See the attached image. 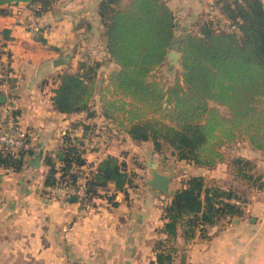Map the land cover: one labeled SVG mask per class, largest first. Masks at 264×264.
<instances>
[{
    "label": "trees",
    "instance_id": "1",
    "mask_svg": "<svg viewBox=\"0 0 264 264\" xmlns=\"http://www.w3.org/2000/svg\"><path fill=\"white\" fill-rule=\"evenodd\" d=\"M20 1L41 13L57 0H0V14L9 13L6 4ZM213 7L216 13L201 16L196 29L177 36V17L167 0H101L106 50L117 66L102 85L99 72L105 59L84 58L75 69L60 71L54 107L103 115L135 142L152 141L158 152L170 148L178 159L195 166L211 168L225 162L223 146L239 137L264 151V0H213ZM172 40L181 59L169 82L154 70L166 60ZM6 70L0 82L7 80L12 87L16 79L8 74L9 63ZM97 95L98 110L93 107ZM80 124L83 135L67 131L58 148L43 155L44 193L57 182L75 183L81 173L74 165L91 164L84 144L92 125L76 121L73 127ZM30 150L0 146V166L20 170ZM233 160L236 177L264 189V178L250 171V158ZM89 173L88 200L106 195L112 201L113 194H107L111 182L115 190L124 191L134 183L135 172L113 154ZM233 199L246 200L234 186L207 183L203 174L183 177L182 186L163 206V224L157 231L165 236L155 240L151 264H178L175 242L180 227L186 240H192L198 230L204 235L208 225L242 216L244 206Z\"/></svg>",
    "mask_w": 264,
    "mask_h": 264
},
{
    "label": "crops",
    "instance_id": "2",
    "mask_svg": "<svg viewBox=\"0 0 264 264\" xmlns=\"http://www.w3.org/2000/svg\"><path fill=\"white\" fill-rule=\"evenodd\" d=\"M100 1L57 0L41 13L20 1L6 4L9 13L0 14V56L16 79L9 87L16 96L20 123L30 133L26 148L31 149L20 170L0 166V264H151L155 240L165 236L157 231L163 224V206L182 186V178L203 174L208 183L209 177H218L224 163L195 166L172 151H156L152 141L135 142L103 115L91 117L54 107L60 71L75 69L84 58L110 62ZM167 1L177 17L176 32L194 30L201 16L217 12L213 0ZM109 73H104V83ZM93 107L98 110L99 99ZM76 121L92 125L84 144V155L92 165L113 154L135 172L127 191L115 190L111 182L107 194H113L112 201L106 195L94 196L89 199L92 208L83 215L79 200L63 206L43 191L47 168L43 155L54 152L67 131L83 135L82 124L73 127ZM106 126L108 130L101 129ZM37 156H41L39 165L33 163ZM148 160L156 162L161 172L174 173L170 194L148 183ZM247 195L244 201L233 199L244 203L242 216L208 225L204 235L198 230L192 240H186L180 227L176 262L264 264V189L252 188Z\"/></svg>",
    "mask_w": 264,
    "mask_h": 264
},
{
    "label": "built area",
    "instance_id": "3",
    "mask_svg": "<svg viewBox=\"0 0 264 264\" xmlns=\"http://www.w3.org/2000/svg\"><path fill=\"white\" fill-rule=\"evenodd\" d=\"M7 61L0 59V78H4L7 74ZM11 74V71H8ZM0 92L5 95V99L0 101V146L19 149L26 147L29 140L28 129L21 125L19 114L16 113V96L11 93L7 80L0 82ZM95 168V164L74 165V170L81 173V176L75 183L57 182L48 189L50 196L57 198L63 206H69L72 202V196H77V200L81 202L80 215L87 213L92 204L87 199L86 181L91 169ZM238 202V201H237ZM240 204H244L239 201Z\"/></svg>",
    "mask_w": 264,
    "mask_h": 264
},
{
    "label": "rangeland",
    "instance_id": "4",
    "mask_svg": "<svg viewBox=\"0 0 264 264\" xmlns=\"http://www.w3.org/2000/svg\"><path fill=\"white\" fill-rule=\"evenodd\" d=\"M127 0H124V2ZM223 23H225L224 20H222ZM184 34V32H176L177 36H181ZM174 44V43H173ZM175 47V45H173ZM104 62V66L101 68V72L99 75V84H104V73L109 70L111 72L115 65L112 64L111 60L110 62L106 59ZM106 67V69H105ZM180 67V64H172L168 58L164 61L162 65H160L158 68L154 70V73L166 81H173L175 78L176 71ZM105 69L103 72L102 69ZM98 101V97H96L93 100V104ZM222 110L224 112H227V109L225 107H222ZM110 126H106L104 128H101L102 130H108ZM225 153L226 161L221 164L218 170L219 175L218 177H209L208 183H215L218 182L217 179H220L222 181V184L224 186H234L238 191H240L241 196H243L247 200V194L251 191V189H256L255 187L250 186V182L245 181L243 179H240L235 176V169L237 168V164L234 162V158L237 156H243L245 158H250L253 163V168L250 169L255 175H261L264 178V151L260 149L254 148L248 140L244 139L243 137L237 138L235 141L227 143L222 148ZM166 152H171L170 148L166 147ZM178 168V166H177ZM217 180V181H216Z\"/></svg>",
    "mask_w": 264,
    "mask_h": 264
},
{
    "label": "water",
    "instance_id": "5",
    "mask_svg": "<svg viewBox=\"0 0 264 264\" xmlns=\"http://www.w3.org/2000/svg\"><path fill=\"white\" fill-rule=\"evenodd\" d=\"M173 40L171 41L170 48L167 52V58L170 60L172 64L180 63L181 52L175 48L173 45ZM5 99L4 94H0V101ZM41 156H37V158L33 161L34 164H40ZM148 165L151 166V177L148 179V183L158 190L170 194V183L174 176L173 172L163 173L157 168V163L151 160H148ZM73 200H77V196H72Z\"/></svg>",
    "mask_w": 264,
    "mask_h": 264
}]
</instances>
